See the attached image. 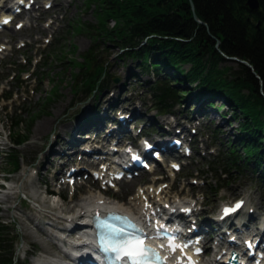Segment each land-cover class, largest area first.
I'll return each instance as SVG.
<instances>
[{"label":"trees","instance_id":"trees-1","mask_svg":"<svg viewBox=\"0 0 264 264\" xmlns=\"http://www.w3.org/2000/svg\"><path fill=\"white\" fill-rule=\"evenodd\" d=\"M194 12L207 25V29L194 22L189 0H82L88 9L94 6L96 24L79 19L69 23L66 34L83 33L91 39V46L80 55L81 61L63 56L64 49L56 43L50 52L62 62L63 69L73 72V95H93L106 89L108 59L100 61L98 53L103 49L101 41L114 44L123 56L134 59L142 71L153 70L158 78L156 105L169 111L172 105L187 99L192 90L180 89L186 82L198 87V99L224 97L231 117L237 121L234 141H228L219 164L224 172L234 173L261 170L259 180H264V0H258L259 9L251 11L247 0H191ZM114 22L112 28L108 21ZM257 24L259 26L257 27ZM147 38L146 43L141 41ZM219 40V51L216 49ZM64 47V46H63ZM59 49L60 51H57ZM75 56L76 46L71 48ZM224 56L236 57L248 62L259 79L245 65L222 66ZM48 57L44 65L52 60ZM111 58V57H110ZM190 65L188 69L184 65ZM170 71L169 80H162V69ZM77 69V71H76ZM49 94L44 105L31 117L26 128L16 118L11 128V140L15 146L23 145L32 132V124L43 114L49 102L59 95V85L50 77ZM60 83V82H59ZM218 110V109H217ZM22 129V130H21ZM3 170L14 172L19 158L11 154L3 162ZM237 171V172H236ZM236 175V174H234ZM230 182V181H228ZM18 236L14 228L0 222V264H21L16 256Z\"/></svg>","mask_w":264,"mask_h":264},{"label":"rangeland","instance_id":"rangeland-1","mask_svg":"<svg viewBox=\"0 0 264 264\" xmlns=\"http://www.w3.org/2000/svg\"><path fill=\"white\" fill-rule=\"evenodd\" d=\"M45 1V0H43ZM91 8H94L92 5ZM63 15L64 22L62 23L61 28L65 27L66 21L72 22L74 20L79 19L82 22L88 23L90 25L96 24V18L94 16V12H91V10H88L87 7H85L82 3V0H58L56 2L55 8L48 13L45 17H43V21L41 23H44L47 17L52 18L53 14ZM113 22L111 20L108 21V27L112 28ZM259 26V24H257ZM35 25L31 26L28 30H24L21 33H15L12 31L5 32L3 35L0 36V43H11L14 44L17 42L20 38L28 39L29 43L27 44V48L22 51L24 53H28V56L33 57L32 54L33 49L35 46L33 43L35 40L38 39L39 35L37 32H42L41 26L34 29ZM62 31V30H61ZM60 31V32H61ZM66 31V30H65ZM63 32L59 34L58 31L55 33L53 39L55 38H62L60 42L59 49H64L63 56H66L67 58H76L78 61H81L80 55L85 52L90 46H91V39L89 36L81 33H70L66 34V32ZM58 33V34H57ZM46 32H43L42 36L44 37ZM63 37H65L63 39ZM41 43V41H38ZM71 43V46L69 49H67V46ZM32 43V45H30ZM103 46V49L98 53V57L100 61H105L108 59V64L106 65L107 70V77L110 79L107 89L97 90L94 92L93 95L85 96L84 94L79 95H73L71 92V88H73L74 83V77L73 72L75 70L71 69H63L62 62L54 57H50V52L52 50V47L49 48V50L43 52V56L49 55L50 59L52 60L51 64L48 66V68L38 70L37 71V78L40 77L41 73L45 71H49L50 75H53L54 81H57V84L59 85V95L55 97L49 104L47 105V108L43 114H41L39 117L36 118L35 122L32 124V132L29 136L30 142L20 147V165L21 170L17 173H14L12 175H9L8 180L11 182L9 184H5L8 188H4L0 192V218L5 221H15L16 224H14L17 236L19 237V240L16 242V255L20 258L21 264H35V260L38 257H41V253L49 255V253L55 252L53 248H51V241L47 237L46 231H42L41 228H39V223L42 218H45L43 215V210L45 209L43 206H41L42 202L41 200V194H39L40 191H43V187L39 189L38 182L39 177L37 181L34 183L29 184L30 179V169L31 167H35V161L38 156H42V153H45L47 150V147L49 149L52 139L50 137L55 136L58 138V140L62 141L58 147L60 150H62L63 145H65V142L69 144L73 139H78L79 136H77V133H81V129H77L76 123L79 119L76 120L78 117L80 111L84 110L85 112H88L87 106L91 107L92 103L97 105V111L103 112L102 107L108 106V103L116 102L122 89V83H124L125 92L121 95V100L128 98L130 96V93L133 88L136 89L137 84H142L144 89L140 87L137 88V95L138 97L142 94V98H140L142 101L145 102V108L150 109L149 101H152V99L148 96V91H145L148 86L145 84L146 80L149 79V76L147 75L140 77V69L137 67V63L134 59L128 58L126 56H123V54L118 51V48L114 44H107L104 41H101L100 43ZM63 46H65L63 48ZM72 46H76V53L75 56H72L71 48ZM57 49V51H60ZM19 54H14L13 56L9 57L7 60L13 61L16 63V60H18ZM111 57V58H110ZM222 66H233L234 68H237L236 62L234 61H227V63L220 64L219 67ZM190 65H184L183 68L188 69ZM77 71V69H76ZM166 71V72H165ZM7 71L4 67L0 66V75H5ZM9 73V71H8ZM170 71L169 69H162L161 75L163 77H169ZM132 75V76H130ZM130 78H127L129 77ZM138 77L137 82H133V77ZM151 78V77H150ZM113 79H117V82L114 83ZM132 79V81H131ZM131 82H130V81ZM125 81V82H124ZM140 81V82H139ZM151 81H153L151 79ZM7 80H4L3 78H0L1 84H6ZM60 82V83H59ZM32 84V82H30ZM38 83V82H37ZM53 83H49L48 80H44L40 85L37 86L35 91V96L33 99L28 103L24 105V108H26V113H24L20 118L21 121H23V124L21 125V128H26L29 124L27 122V119L31 117V114H34L35 111L38 110L39 104L44 105V98L49 94L50 86ZM8 85H10L8 83ZM25 85V84H24ZM150 86V85H149ZM180 89L190 90V87L186 84V86H180ZM192 93L189 96L192 99H183L180 103H182V106H176L175 109L172 110V116L175 118L176 122H179V124H182V122L189 123L186 119L191 120L194 117V109L199 107V110L204 113V115L199 112L198 115L200 119L202 120L200 123L196 122V124H201V130L207 132L209 135H215V145L208 146V148H216L217 152H220L222 147L223 151L226 149L228 141H234L235 138L234 135L237 134V128L238 123L231 117V111L227 104H225L224 100L221 98H213L212 104L213 108L206 109L205 108V102L201 101L195 102V99L198 98L197 92L198 88H194V85L191 86ZM141 90V91H140ZM23 88H19V92H22ZM113 93V95H112ZM197 96V97H196ZM104 100L105 104L100 105V100ZM99 109V110H98ZM154 109V108H152ZM150 110V114H153V110ZM218 109V110H217ZM32 111V113H31ZM103 113H100V116ZM19 115V113H18ZM10 118V116H8ZM8 117L1 116V122L3 127L6 129V132L8 133V127L9 124L7 123ZM151 117V116H150ZM197 117V115H196ZM152 118V117H151ZM143 119H146L145 117ZM162 119V117H161ZM163 119H165L167 122L171 121L168 116H164ZM159 120V119H157ZM198 120V119H195ZM144 120V125H147L150 123ZM42 122H48V125L41 128ZM179 128H173V130H177ZM22 130V129H21ZM187 130V129H186ZM1 131V130H0ZM174 131H172V134ZM9 134V133H8ZM7 134V136H8ZM171 134V135H172ZM8 140L3 139L2 142L6 144ZM49 141V146L47 145V142ZM200 139H198L199 143ZM205 142V141H203ZM214 146V147H213ZM8 147V142L6 145V151ZM65 149V148H64ZM56 150V148H55ZM51 155H48L47 157L50 158ZM208 160H211L209 157ZM31 164L29 167L28 165ZM4 165L2 160H0V170L3 169ZM189 170L195 172H202L200 174L201 179L207 180L209 184H212V179L209 175H206L204 172L206 171V168H203L201 164H198L197 162L191 161V165L189 166ZM261 172V170H260ZM240 177V176H239ZM1 179V177H0ZM200 192H203L202 189H199ZM131 192V191H130ZM224 192V191H223ZM238 193H242L245 196V199L247 201V206H253L254 210L256 211L255 215L251 217V221H254L255 218L260 214L261 212H264V184L252 182L249 180H246L245 178L239 181L238 183L229 185L227 190L225 191V195L229 199H233L238 195ZM93 194L95 196V192L88 193ZM39 196V197H38ZM221 198L214 197V194H211V198L209 203L207 204V211L206 214L210 213L211 211H215L217 209V205ZM23 200H26L28 203V206L26 207L25 213H21V210L18 208L20 205V202ZM47 201L46 207H49V202ZM249 202V203H248ZM81 201L78 199L75 203L69 204L65 202L66 208H75L77 205H80ZM211 209V210H210ZM71 212V211H70ZM264 214V213H263ZM20 215L28 216L31 219V223L29 225L26 222H23V218H21ZM215 215V212L213 213ZM205 219H210V217H205ZM244 220H247L248 217L245 216L243 218ZM55 220V219H54ZM47 223H53L52 221H49ZM46 228H49L46 223H44ZM60 225V224H58ZM36 251V252H35Z\"/></svg>","mask_w":264,"mask_h":264},{"label":"snow or ice","instance_id":"snow-or-ice-1","mask_svg":"<svg viewBox=\"0 0 264 264\" xmlns=\"http://www.w3.org/2000/svg\"><path fill=\"white\" fill-rule=\"evenodd\" d=\"M240 205L237 204V208ZM226 211H235V209H229ZM98 227L107 230V237L102 235L101 239L104 244H108L109 240L111 241V246L104 248L105 251H112L116 253L115 260L120 261L124 257H127L130 261V264H157L159 261L158 255L154 250L149 249L145 246L143 239L138 236H133L131 234L124 235V229L114 228L112 225L108 224L105 221L100 222ZM134 227V226H133ZM142 231V230H141ZM169 247L172 250H175L178 245H175L173 242H170ZM155 256L156 261L154 262L151 257Z\"/></svg>","mask_w":264,"mask_h":264},{"label":"water","instance_id":"water-1","mask_svg":"<svg viewBox=\"0 0 264 264\" xmlns=\"http://www.w3.org/2000/svg\"><path fill=\"white\" fill-rule=\"evenodd\" d=\"M189 2H190L191 10L193 11V20H194L196 23H198V24H200V25H202V26L207 27L206 24L203 23L202 21H200V20L198 19V17L196 16V14L194 13V5H193L192 1L189 0ZM246 6H247L251 11L258 10V9H259V3H258V0H247V2H246ZM257 27H258V26H257ZM218 44H219V41L217 40L216 45H218ZM227 59L230 60V61H235V62H237V63H241V64L246 65L247 67H249V68L251 69L252 73L255 74L253 67H252L249 63L244 62V61H241V60L236 59V58H227ZM256 77L258 78L257 75H256ZM114 82L116 83V82H117V79H114Z\"/></svg>","mask_w":264,"mask_h":264},{"label":"bare ground","instance_id":"bare-ground-1","mask_svg":"<svg viewBox=\"0 0 264 264\" xmlns=\"http://www.w3.org/2000/svg\"><path fill=\"white\" fill-rule=\"evenodd\" d=\"M254 74V73H253ZM258 76V75H257ZM255 77H256V74H255ZM257 78V77H256ZM258 79H259V77H258ZM46 125H48V122H42V124H41V128H43V127H45ZM58 143V142H57ZM83 210V207L80 209V211H82ZM35 262H36V260H35Z\"/></svg>","mask_w":264,"mask_h":264}]
</instances>
